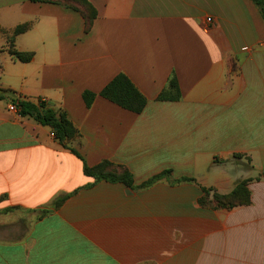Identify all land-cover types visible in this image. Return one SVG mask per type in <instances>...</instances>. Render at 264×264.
I'll return each instance as SVG.
<instances>
[{
    "label": "crops",
    "instance_id": "obj_1",
    "mask_svg": "<svg viewBox=\"0 0 264 264\" xmlns=\"http://www.w3.org/2000/svg\"><path fill=\"white\" fill-rule=\"evenodd\" d=\"M84 19L57 2L0 0V213L39 219L10 241L0 264H264V23L251 0H87ZM33 53L28 63L7 52ZM124 74L146 98L140 114L99 92ZM174 75L178 101L157 97ZM96 94L87 108L82 94ZM44 100L79 136L9 110ZM125 167L138 186L94 182L83 163ZM181 178L194 183H174ZM248 180L251 203L197 206L200 188L221 193ZM68 196L56 210L53 201ZM11 209L9 212L4 210ZM0 236L1 230H0Z\"/></svg>",
    "mask_w": 264,
    "mask_h": 264
},
{
    "label": "trees",
    "instance_id": "obj_2",
    "mask_svg": "<svg viewBox=\"0 0 264 264\" xmlns=\"http://www.w3.org/2000/svg\"><path fill=\"white\" fill-rule=\"evenodd\" d=\"M33 2H57L62 3L66 7L77 11L84 19V31L87 33L95 18L97 12L87 0H30ZM259 9L261 18L264 23V0H251ZM29 28V24H22L15 27L10 36L7 37L8 54L15 60L21 63H28L33 58V53H21L14 49L15 37L24 33ZM0 34L6 32L0 27ZM100 97L110 101L120 108L130 111L135 114H140L147 105L146 98L137 90L133 83L124 74L116 75L98 94ZM96 94L84 91L82 99L87 108L91 107ZM180 91L178 82L174 75L168 80L167 86L158 95V101H178L180 99ZM19 114L28 116L34 119L37 123L43 126H49L53 132V137L62 145L67 147L69 151L77 158L82 160V157L67 143L74 141L79 133L72 122L62 110L53 109L52 106L44 100L37 102L20 101L18 103ZM55 129V130H54ZM83 174L86 177L92 178L94 182L119 183L131 190L146 189L161 180H170L171 171L165 170L155 176H152L138 186L134 185L132 174L123 166L115 165L109 161H102L99 164L89 167L83 163ZM174 183L190 182L194 183V179L181 178L174 180ZM248 181H242L228 194H218L211 188H201L202 196L198 202L204 205L207 198L212 192V203L215 208L231 210L238 206H247L250 204V191L247 188ZM68 196L58 197L52 203V209L42 211V214H47L58 209ZM11 209L4 210L9 212Z\"/></svg>",
    "mask_w": 264,
    "mask_h": 264
},
{
    "label": "rangeland",
    "instance_id": "obj_3",
    "mask_svg": "<svg viewBox=\"0 0 264 264\" xmlns=\"http://www.w3.org/2000/svg\"><path fill=\"white\" fill-rule=\"evenodd\" d=\"M245 181H248V180H245ZM201 188H203V187H201ZM201 188H200V195L197 198V206L199 208L210 209V210L216 211V212H218V211H231L232 210V209L231 210H225V209L215 208L214 204L212 203V192L210 193V196L207 198V201L204 205L199 204L198 200L203 195L201 192ZM247 188L250 191L249 181L247 183ZM211 189H213V188H211ZM232 190H230L229 192H226V193H221L218 190L213 189V191H215L218 194H222V195L228 194ZM250 203H251V191H250ZM238 207H241V206H238ZM38 217H39L38 214L28 213L25 210H15L14 212H10L8 214H1L0 213V230H1V235H2V236H0V240L10 241L12 239L20 238V237H12L11 230L17 229V230H19L20 234L25 233V231H27L31 227V225L39 219Z\"/></svg>",
    "mask_w": 264,
    "mask_h": 264
},
{
    "label": "built area",
    "instance_id": "obj_4",
    "mask_svg": "<svg viewBox=\"0 0 264 264\" xmlns=\"http://www.w3.org/2000/svg\"><path fill=\"white\" fill-rule=\"evenodd\" d=\"M9 110L11 112H14V113H19V108H18L17 104H15V103L11 104V106L9 107Z\"/></svg>",
    "mask_w": 264,
    "mask_h": 264
},
{
    "label": "water",
    "instance_id": "obj_5",
    "mask_svg": "<svg viewBox=\"0 0 264 264\" xmlns=\"http://www.w3.org/2000/svg\"><path fill=\"white\" fill-rule=\"evenodd\" d=\"M55 130V129H54Z\"/></svg>",
    "mask_w": 264,
    "mask_h": 264
}]
</instances>
